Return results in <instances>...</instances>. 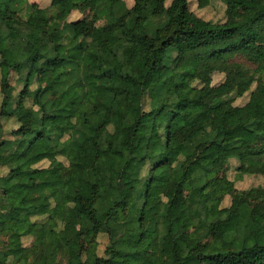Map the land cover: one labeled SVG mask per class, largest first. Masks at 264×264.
<instances>
[{
    "label": "trees",
    "instance_id": "1",
    "mask_svg": "<svg viewBox=\"0 0 264 264\" xmlns=\"http://www.w3.org/2000/svg\"><path fill=\"white\" fill-rule=\"evenodd\" d=\"M213 1L0 0V264H264V186L228 177H264V0L194 25ZM36 8L35 37L2 47ZM122 43L136 51L108 61Z\"/></svg>",
    "mask_w": 264,
    "mask_h": 264
},
{
    "label": "rangeland",
    "instance_id": "2",
    "mask_svg": "<svg viewBox=\"0 0 264 264\" xmlns=\"http://www.w3.org/2000/svg\"><path fill=\"white\" fill-rule=\"evenodd\" d=\"M47 1L48 0H31L30 2L36 3L38 4V6L42 9L47 5ZM77 1H82V0H77ZM128 2H132V0H128ZM249 7V4H243L241 3L239 0H235V4L233 6V10H242V9H246ZM225 8L226 5L220 1V0H215L213 1L209 6H207L206 8L200 9L197 7L196 4H192L191 9L193 10V15L191 17V22L194 25H198L201 26L204 24L205 21L208 20H213V21H220L224 18L225 16ZM39 8H36L35 11L33 12V17L28 18L25 17V19L28 21V23L25 25L23 24L21 21H14L11 24V28L7 29L4 33H3V37H2V47L9 44L11 41L16 40L18 37L22 36L25 37L26 39L31 38V37H35L36 33L34 31H32L31 26L35 23L37 16H38V12H40ZM72 9V5H68L65 10L58 16L57 20L53 21L51 23V30L55 27L58 26L59 24L63 23L67 17V15L69 14V12ZM72 17L71 18H77L80 16H83L82 13L77 14V12L72 11ZM82 14V15H81ZM102 21H99V23H101ZM120 35L119 33V29L117 26H111L109 28H107L104 32L102 33H98L97 37H101V36H105L110 42H113L118 36ZM136 51V46H134L131 43H122L114 52L110 51L107 53L106 57L107 60L110 62H114L116 59L125 57V56H129L132 53H134ZM29 54V51L25 52L23 54L24 58ZM95 64H98V58L95 57ZM60 65V62L49 67L47 70H45V72L43 73V75H41V77L38 79L37 83H44L46 80V73H48L49 71H51L52 69H54L55 67H58ZM21 72H26V70L24 71L22 68L20 70ZM20 76V75H19ZM22 78H24V75L21 76ZM224 78V74H218L214 77L215 82L221 81ZM11 82L16 85L17 87V91H19L22 88V83L18 82L17 80V76L15 73H12L11 76ZM37 83L32 86V88L34 89L35 86L37 85ZM1 93V91H0ZM124 101H125V94H124V85L119 84L118 85V98H117V102H116V110H121L123 108L124 105ZM245 99L244 98H239L237 99V103H242L244 102ZM39 115L38 112V107L35 106L33 111H31L27 118H34L36 116ZM177 124L179 126H190L192 124L191 120L187 117H182L176 120ZM6 129L8 130L6 132V134L9 135V131L11 129H14L16 126L14 124L13 121H9L8 123H6ZM15 126V127H14ZM62 160L66 161L64 158H62ZM49 162L45 161L42 164H40V166H45L48 165ZM238 164L234 163L232 164V166L230 167L229 171H228V177L231 180H234L236 187L240 190H247L253 186H264V177L261 175H251V174H240L237 170H236V166ZM8 168L7 167H3L0 166V175H7L8 174ZM17 181H22L21 176H17L16 177ZM144 191V190H143ZM142 194V192L140 193ZM231 200V196L228 195L225 198V204H228ZM205 201L202 198L201 200H199L193 207V211L197 214V215H202L205 212ZM3 238V236H2ZM33 238L28 236L25 237L23 239V242L26 246L31 245ZM107 245V238L104 235H101L99 238V253L103 254L104 249Z\"/></svg>",
    "mask_w": 264,
    "mask_h": 264
},
{
    "label": "crops",
    "instance_id": "3",
    "mask_svg": "<svg viewBox=\"0 0 264 264\" xmlns=\"http://www.w3.org/2000/svg\"><path fill=\"white\" fill-rule=\"evenodd\" d=\"M29 1H31V0H29Z\"/></svg>",
    "mask_w": 264,
    "mask_h": 264
}]
</instances>
